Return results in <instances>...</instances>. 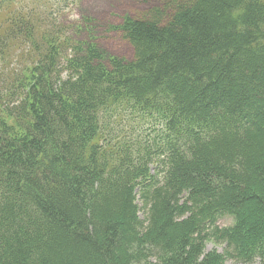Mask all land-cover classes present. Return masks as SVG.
Here are the masks:
<instances>
[{
  "label": "trees",
  "instance_id": "trees-1",
  "mask_svg": "<svg viewBox=\"0 0 264 264\" xmlns=\"http://www.w3.org/2000/svg\"><path fill=\"white\" fill-rule=\"evenodd\" d=\"M79 1L0 0V264H264V0Z\"/></svg>",
  "mask_w": 264,
  "mask_h": 264
},
{
  "label": "rangeland",
  "instance_id": "rangeland-1",
  "mask_svg": "<svg viewBox=\"0 0 264 264\" xmlns=\"http://www.w3.org/2000/svg\"><path fill=\"white\" fill-rule=\"evenodd\" d=\"M160 0H80L77 5L69 7L62 13L67 20L77 21L81 16L87 15L96 21V41L99 48L107 54L131 58L132 48L118 29H111L122 22L123 17H134L139 12H144L150 7L160 5ZM5 10L0 13L2 17ZM232 223L228 216L220 218L218 226H226ZM223 244H215L207 241L205 252L216 250L223 252ZM226 264H241L233 260H227ZM251 264H259L254 260Z\"/></svg>",
  "mask_w": 264,
  "mask_h": 264
},
{
  "label": "bare ground",
  "instance_id": "bare-ground-1",
  "mask_svg": "<svg viewBox=\"0 0 264 264\" xmlns=\"http://www.w3.org/2000/svg\"><path fill=\"white\" fill-rule=\"evenodd\" d=\"M83 51V50H82ZM129 71V70H128ZM101 78V77H100ZM106 99V98H105ZM113 112V111H112ZM127 124V123H126ZM32 132V131H31ZM14 194V193H13ZM17 199V198H16ZM9 201V200H8Z\"/></svg>",
  "mask_w": 264,
  "mask_h": 264
}]
</instances>
